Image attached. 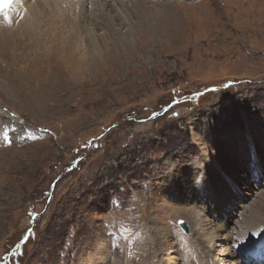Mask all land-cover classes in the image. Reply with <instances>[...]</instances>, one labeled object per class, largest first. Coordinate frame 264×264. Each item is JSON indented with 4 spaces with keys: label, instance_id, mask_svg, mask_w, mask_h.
<instances>
[{
    "label": "rangeland",
    "instance_id": "obj_1",
    "mask_svg": "<svg viewBox=\"0 0 264 264\" xmlns=\"http://www.w3.org/2000/svg\"><path fill=\"white\" fill-rule=\"evenodd\" d=\"M114 1L0 14V264L200 261L181 180L205 211L232 194L235 235L243 206L261 225L234 258L217 242L215 263L262 264L247 245L264 237V169L254 190L241 171L264 153V0Z\"/></svg>",
    "mask_w": 264,
    "mask_h": 264
},
{
    "label": "bare ground",
    "instance_id": "obj_2",
    "mask_svg": "<svg viewBox=\"0 0 264 264\" xmlns=\"http://www.w3.org/2000/svg\"><path fill=\"white\" fill-rule=\"evenodd\" d=\"M22 2V4H20L19 2ZM37 1L38 0H14V2L12 3V5L14 4V5H20V6H25V7H32L31 5H34V4H36L37 3ZM89 0H43V5L45 6L46 4L48 5H50L51 7H53L54 5L53 4H59L60 5V7H63V6H66L68 9H70V8H78V6H85V7H88L89 6V4H87V2H88ZM114 1V0H113ZM135 1H141V0H135ZM94 2V1H93ZM99 2H100V0H99ZM99 2L96 4V5H99ZM115 2V1H114ZM121 2V1H120ZM95 3V2H94ZM142 3V2H141ZM40 4H42V3H40ZM135 4V3H134ZM144 4V3H143ZM12 5H10V6H12ZM37 5V4H36ZM88 5V6H87ZM137 5V4H136ZM9 6V7H10ZM94 6V5H93ZM92 6V7H93ZM100 6H101V4H100ZM99 6V7H100ZM8 7V8H9ZM54 7H56V6H54ZM94 7H96V6H94ZM104 7V6H103ZM106 7V6H105ZM138 7V6H137ZM83 8V7H82ZM96 8H98V7H96ZM101 8V7H100ZM57 9V8H56ZM139 9V8H138ZM147 11H145L146 13H145V19L146 18H149V15H150V11H149V8L148 7H146L145 8ZM81 11V10H80ZM102 11V10H101ZM141 12V11H140ZM144 12V11H143ZM141 14V13H140ZM106 15V14H105ZM13 18H11V19H8L7 20V22L8 21H10V24H7V25H5V26H3V27H6V28H9V29H15V28H18V27H16V26H14L18 21H15L14 19L12 20ZM149 20V19H148ZM102 21H103V19H102ZM5 24V23H4ZM1 26H2V24H1ZM0 26V27H1ZM81 68H79V70H80ZM1 114V113H0ZM2 115V114H1ZM261 142V140L260 141H252V142H244V141H242V143H244V144H247V145H254L255 143H260ZM239 144H240V142H239ZM231 145V144H230ZM263 145V146H262ZM260 147H264V140L262 141V143L259 145ZM244 147V146H243ZM233 149H234V144L231 146V147H229V149H225V153H227V154H232V152H233ZM238 151V150H237ZM236 151V152H237ZM264 151V150H263ZM234 153V152H233ZM241 153H242V150H239V155H237V156H239L240 157V155H241ZM247 154L249 155V161L247 160V163L246 164H244L245 166H244V170L242 169V171L241 172H247V171H253L254 170V172H255V175L256 176H253V177H251V179H249L248 181H247V183L244 185L245 187H250V185H249V183L251 184V187H252V183H253V188H252V190H254V186L255 185H257V186H259V187H261L262 188V186L263 185H260V184H262V179H263V175H262V173H263V169H264V161H263V159H264V157H263V154L261 155L260 153H259V148H257L256 147V145H254V147H252V149L250 150V151H248L247 152ZM261 159H262V161H261ZM255 160V162L253 163V161ZM241 161H242V163H244V161L241 159ZM238 162H239V160H238ZM262 163H263V165H262ZM247 164H251V166H249V165H247ZM197 168H199V167H197ZM247 170V171H246ZM197 174H200L199 172L197 173ZM175 178H178V176H176ZM175 178L173 179V181L171 180V185H170V187H172L173 186V183H175L176 185H177V183H176V181H175ZM254 179H257V180H254ZM203 181H204V179H203ZM170 182V181H169ZM184 184H185V182H184V180H181L180 182H179V185H177V187H175L174 188V190H172L171 192H170V196H171V199L173 198L172 197V195H174V194H176V193H178V192H181V195H182V193L184 194H187L186 196H188V198L189 199H191L192 201L191 202H189V201H187L188 202V204H192L193 206H195L196 205V207L195 208H197V209H199V210H197V211H193V212H191L190 211V215H189V219L188 220H190L191 222H192V224H193V226H194V229H195V234H194V238L196 239V240H198L200 243H201V245H199L200 246V248H201V253H202V255H201V257H199L200 258V261H198L197 259L193 262V263H191V264H208V261H206V258L207 257H205V254L206 253H209V258H211L212 260H211V263H210V261H209V264H216L215 262H216V260H218V257L220 256L221 258L222 257H226V256H231L232 258H234V257H236L237 255L239 256V252H240V247L241 246H239L238 245V241L239 240H237V236L238 237H240V236H242V234H248V233H250V230L252 231V230H254V229H257V228H260L261 227V225H258L257 224V221H255V215H254V213H255V211L254 210H252V209H249L248 210V208H246L247 206H243L242 208H244V212L245 213H249V215H244V214H242L243 215V218H244V228H242V230H237V231H239L238 232V234H234V231L236 232V230H233L235 227H236V225H238V224H235L234 223V220H231L230 218H232L233 216H232V212H230V210H229V208H226L227 206H230V204H232V202L230 201L231 199L233 200V196H232V194L229 192V198L227 199V200H225V201H223L222 199H219V198H215L214 199V204H215V206H217V210H214V208L213 207H211V201H212V199H209L208 197H205V199L206 198H208L207 199V202H206V205L211 209L212 208V210H209V211H205L204 209L205 208H203V210H202V206H204V199L202 200V194H201V192H199V191H197V193L195 194L193 191H192V193H191V191L190 190H187V189H185L184 188ZM169 187V188H170ZM204 188H206V187H204ZM6 189V188H5ZM4 189V190H5ZM167 189V188H166ZM196 192V191H195ZM232 192V191H231ZM233 194H235L234 192H232ZM167 194H169L168 192H167ZM254 194H257V193H254L253 192V194H251V196L252 195H254ZM258 197H260V199L261 198H263L264 197V194H259L258 195ZM179 198V197H178ZM239 198H240V200H245V198L244 197H242V195H239ZM180 199V198H179ZM230 201V202H229ZM216 203H217V205H216ZM219 203H223V204H221V206L219 207L218 205H219ZM233 203H234V200H233ZM206 207V206H205ZM221 208V210H219ZM231 208V207H230ZM247 210V211H246ZM203 211H205V213L203 212ZM207 214V215H206ZM209 214H211V215H213V217H214V220H212V221H210V220H208V218H207V216H209ZM241 215V216H242ZM222 219H223V221H222ZM232 222H231V221ZM232 223H233V229H231L230 230V228H232L231 226H232ZM263 223H264V220H263ZM213 224H215V227L213 226ZM235 224V225H234ZM240 224V223H239ZM191 225V224H190ZM242 225V224H241ZM246 225H247V228H246ZM254 225H256V227L254 226ZM239 226V225H238ZM237 226V227H238ZM263 226H264V224H263ZM139 227V225H138V220L133 224V226L131 227L133 230L134 229H136V228H138ZM240 227V226H239ZM238 227V228H239ZM255 232V231H254ZM256 233L258 234V233H264V229H262V231H260V230H256ZM161 236V235H160ZM240 238H242L241 239V245L243 244V243H245V241H246V238H243V237H240ZM167 239V238H166ZM132 242H133V246H132V248L130 249L129 247H128V251L130 252V250H132L134 247H135V245H136V243L137 242H139V241H136V240H131ZM220 241H226V242H231V248H227L226 250H221L220 252H222V253H224L225 255H220V253H219V256L218 255H216L217 256V258H215L216 256L215 255H213L212 253H210V248H213V246L217 243V242H220ZM253 242V241H252ZM120 243V242H119ZM122 244V243H121ZM159 244H161V242L159 243ZM166 244H167V242H164V248L165 247H167L166 246ZM117 246V245H116ZM116 246L113 248V251H111L112 252V255L114 254V251L116 250ZM246 246V245H245ZM247 246H249L250 247V252L251 251H253V256H255L256 257V255H257V258L259 257V255L260 254H262L261 252L262 251H264V237H262V239H260V240H257V241H255V242H253V243H251L250 242V244L249 245H247ZM246 246V247H247ZM160 247V246H159ZM158 247V248H159ZM148 248V247H147ZM206 249L208 250V251H206ZM162 250L163 249H158L157 250V252L159 253V255L161 254V255H163L164 253L162 252ZM244 250V249H243ZM167 250H165L164 252L165 253H167L166 252ZM237 251V252H236ZM129 252H128V255H129ZM177 252L179 253V254H181V258H180V260L179 261H181V264H190V262L189 261H185V259H183V254H182V252L180 251V250H177ZM121 253H123V252H121ZM120 253V254H121ZM211 254V255H210ZM253 258L254 260H256V258ZM128 259H129V256H128ZM169 260V259H168ZM172 260V259H171ZM130 261V260H129ZM176 261V260H175ZM218 263H219V261H217ZM166 263H168V264H175V263H173V262H171V261H166ZM217 263V264H218ZM179 264V263H178ZM237 264H244L243 262H238ZM264 264V263H263Z\"/></svg>",
    "mask_w": 264,
    "mask_h": 264
},
{
    "label": "snow or ice",
    "instance_id": "obj_3",
    "mask_svg": "<svg viewBox=\"0 0 264 264\" xmlns=\"http://www.w3.org/2000/svg\"><path fill=\"white\" fill-rule=\"evenodd\" d=\"M14 0H0V12H2L4 9L8 8ZM6 135V133H5Z\"/></svg>",
    "mask_w": 264,
    "mask_h": 264
},
{
    "label": "water",
    "instance_id": "obj_4",
    "mask_svg": "<svg viewBox=\"0 0 264 264\" xmlns=\"http://www.w3.org/2000/svg\"><path fill=\"white\" fill-rule=\"evenodd\" d=\"M6 9H7V8H6ZM4 10H5V9H4ZM4 10H3V11H4ZM3 11H2V12H3ZM181 228H182L185 232L188 233L189 230H188V227L186 226L185 223H181Z\"/></svg>",
    "mask_w": 264,
    "mask_h": 264
}]
</instances>
